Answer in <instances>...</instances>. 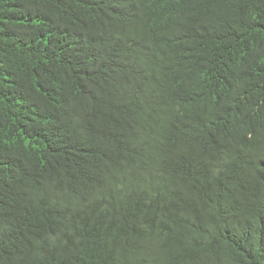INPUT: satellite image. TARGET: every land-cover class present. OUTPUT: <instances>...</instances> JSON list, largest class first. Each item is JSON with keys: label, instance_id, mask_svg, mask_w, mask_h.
<instances>
[{"label": "trees", "instance_id": "1", "mask_svg": "<svg viewBox=\"0 0 264 264\" xmlns=\"http://www.w3.org/2000/svg\"><path fill=\"white\" fill-rule=\"evenodd\" d=\"M0 264H264V0H0Z\"/></svg>", "mask_w": 264, "mask_h": 264}]
</instances>
